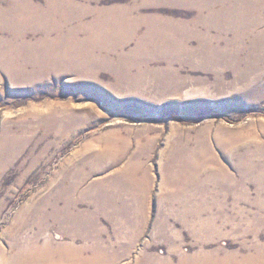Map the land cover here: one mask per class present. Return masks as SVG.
<instances>
[{
	"label": "rangeland",
	"instance_id": "rangeland-1",
	"mask_svg": "<svg viewBox=\"0 0 264 264\" xmlns=\"http://www.w3.org/2000/svg\"><path fill=\"white\" fill-rule=\"evenodd\" d=\"M190 1L0 0V252H13L17 218L26 241L33 209L58 190L73 231L49 224L41 239L80 257L178 264L217 251L212 264H264V184L208 185L218 197L205 198L204 168L186 163L212 155L234 178L241 156L264 164V0ZM249 10L261 23L237 39L230 27L237 14L251 27ZM77 55L88 64L72 68ZM77 169L71 207L59 196Z\"/></svg>",
	"mask_w": 264,
	"mask_h": 264
},
{
	"label": "bare ground",
	"instance_id": "bare-ground-1",
	"mask_svg": "<svg viewBox=\"0 0 264 264\" xmlns=\"http://www.w3.org/2000/svg\"><path fill=\"white\" fill-rule=\"evenodd\" d=\"M259 1L260 0H257V2H259ZM190 3H198V1L193 2V0H192V1H190ZM62 8H63V6H62ZM248 13L250 14L249 16H251V17L253 16V14H255L254 12H252L250 10L248 11ZM157 17H158V15H157ZM236 17H237V20L234 22V24H233L234 26L230 27V30L237 33V35H236L237 39L241 36L242 37L245 36L247 32L252 31L253 28L257 27V25L259 23H261L260 22L261 20L255 19V16H253V19L251 21L248 20V22L251 25V27H249L247 24L245 25L247 17L244 14H241V15L237 14ZM65 19H67V17H65ZM207 26H209V25H207ZM151 30H152V28H151ZM155 30L158 32V37H157L158 39L165 38L163 36V33H164L163 28H158V29L153 28V31H155ZM171 33H172V31H171ZM202 37L203 36H201V38ZM236 41L237 40L232 41V43H227L226 46H223L222 48L219 47L218 52L219 53H225L228 49H233L234 47L237 46ZM258 44L259 43H256L254 45L255 52L260 49V48H257ZM75 47L77 49L84 48L82 45H76ZM240 51L242 53H244V47H241ZM88 59L89 58H87V56H79V55H77V57L73 56V60H72V62H70L71 67L72 68H82L83 66H86L88 64ZM58 61H61V58H59ZM36 78H39V76L33 75V76L29 77L28 79L34 80ZM25 79L27 80V77H25ZM191 155L194 156L195 158L189 159L186 163L190 164V167L193 168L192 173H195V174H197V172H196L197 166H201L204 168V177L200 181L201 182L200 184L204 188H206V191L208 189V185L209 186L210 185L218 186V187H220V189H223L225 187H230V189H235V187H238V186L244 187L243 186L244 182H246L247 180L253 181L256 184L257 188H259V189L263 188L262 186L264 184V164L262 161L258 160L259 159V153H251V154H248L246 156H241L237 159L236 164L237 163L238 164H237L236 169L240 173L241 178L238 176H236L234 178V176H232L229 172H227L226 170H224L220 166L215 165V166L211 167V163L215 164V162H214L215 160L213 159L214 157L212 155L209 156V159H204L203 162L197 160V158L199 157V154L197 152H193ZM104 157H107L106 151L99 152V154L96 157V160H97L96 162L101 163V164H106V165H109L113 162V158L107 157L106 159H103ZM260 157H262V156H260ZM95 167H96V163H94V161H93L91 163L90 169L95 170L96 169ZM77 173H78L77 177H74L72 179L71 183H69V185L67 187H65V189L62 191L63 193L59 192V194L61 193L59 198L61 196L65 197L68 200L67 204L71 207H72L73 198H75V194H74L75 190H77L80 182L82 181L81 177L83 175H80L81 176L80 177L79 174L84 173V171H82L81 169H77ZM190 177L191 178L189 179V182H192V181L197 182V179H198L197 175H190ZM209 192L210 191L206 192V198H217L218 197V195L215 192H213L210 196H208ZM57 194H58V190H56L53 195L46 197L43 201L40 202V204L38 206H36L33 209V213L31 216V219H32L31 220V226H30L31 234L26 236V238L24 237V240H26V241L23 244H20V241L23 240L22 234H21V231L23 229L21 230V228H22V226H24V220L22 218L16 217L17 219L12 225V231L13 232L11 233V235L14 237H13V241H11L10 245H9L10 248L13 249V252L10 254L9 251H7V252L1 251L0 252V255L2 256L1 257V264H60V263H64V264H105L111 258H114L115 256H117L119 254V253L118 254L109 253V254H106L104 257L103 255L105 254V252L104 253H103V251H102V253L96 252L91 256L95 260H90V259L78 256L76 251H74V249H72L70 247H63V248L58 247L57 244H55V241H52L51 238H48L47 236L46 237L48 239H41V235H42L43 231L47 228V226L49 224L50 225L51 224L52 225L53 224L61 225L62 223H65L69 227L67 229V232L71 233V231H73V223L75 222L74 215L71 212L69 213L67 209L64 211L58 209V207H57ZM245 195L243 196V198H246V197L248 198V196L247 195L245 196ZM106 196H107V199L109 202H113L115 200L114 198H117L118 195L113 192L111 194H106ZM219 196H220V198L227 197L226 194H219ZM261 197H263V196L258 195L257 197H255L253 199V202L258 204L263 199V198L261 199ZM209 224L210 223H208V225L205 227V229H208L211 227ZM28 225H30V224L28 223ZM77 231H78V229H77ZM207 233H209V232H207ZM207 236L208 235L206 234V239L208 238ZM206 239H204V242ZM169 261L167 263H170ZM220 261H223V260L219 258L217 251L216 252H214V251L203 252L202 251V252H199L198 255L196 253V256H194V257L187 256V257H183V258L179 259L178 264H212V263H221ZM153 262H154V257H153ZM238 262H239V260H238Z\"/></svg>",
	"mask_w": 264,
	"mask_h": 264
},
{
	"label": "crops",
	"instance_id": "crops-1",
	"mask_svg": "<svg viewBox=\"0 0 264 264\" xmlns=\"http://www.w3.org/2000/svg\"><path fill=\"white\" fill-rule=\"evenodd\" d=\"M204 197L206 198V193L204 192ZM117 207V206H116Z\"/></svg>",
	"mask_w": 264,
	"mask_h": 264
}]
</instances>
